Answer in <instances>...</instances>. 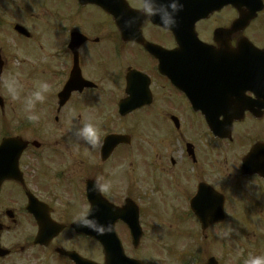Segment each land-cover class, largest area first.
Instances as JSON below:
<instances>
[{"label": "flooded vegetation", "instance_id": "1", "mask_svg": "<svg viewBox=\"0 0 264 264\" xmlns=\"http://www.w3.org/2000/svg\"><path fill=\"white\" fill-rule=\"evenodd\" d=\"M182 2L167 29L139 0H0V81L50 85L32 122L0 84V264H103L102 235L73 224L97 179L141 264L151 239L190 241L182 264L264 256V0Z\"/></svg>", "mask_w": 264, "mask_h": 264}, {"label": "clouds", "instance_id": "2", "mask_svg": "<svg viewBox=\"0 0 264 264\" xmlns=\"http://www.w3.org/2000/svg\"><path fill=\"white\" fill-rule=\"evenodd\" d=\"M7 2V0H6ZM137 10L145 20H153L154 17L159 19V24L162 28L174 29L177 27V14L183 10L182 0H139ZM128 27V22H125ZM82 48H77V52L81 53ZM0 84L6 90L11 102H22L26 110L29 112L28 119L32 122L39 120V116L34 109L37 104H43L47 99V94L50 92V85L46 82H41L38 87H35L30 94L24 95L26 84L11 77L0 81ZM75 118V114H73ZM73 127V123L69 124V129ZM76 136L78 140H82L92 148L102 146V139L98 129L91 123H80L76 127ZM110 189V184L97 179L93 183L92 191L97 193H106ZM97 209L93 206L85 205L73 218V224L76 228H88L98 235H104L110 231V226L100 224L94 213ZM237 231L231 224L226 225L225 229L218 233L221 238H229ZM245 264H264V256H253L245 261Z\"/></svg>", "mask_w": 264, "mask_h": 264}, {"label": "rangeland", "instance_id": "3", "mask_svg": "<svg viewBox=\"0 0 264 264\" xmlns=\"http://www.w3.org/2000/svg\"><path fill=\"white\" fill-rule=\"evenodd\" d=\"M166 240H172L171 238H167ZM150 244L155 246V249H158L160 247L159 242H154L151 241ZM182 245L180 244V242H171V244H164V248L165 250H169L172 249V255H167L166 257L163 255H160L158 251H154L153 252H157V253H153V255L151 257L148 258V264H152L150 263L153 262L154 264H178L175 259L178 255V252H181L180 249L185 248L186 250L184 252H191V245L190 243L186 244L184 247H182ZM183 258H187V255L184 254Z\"/></svg>", "mask_w": 264, "mask_h": 264}, {"label": "water", "instance_id": "4", "mask_svg": "<svg viewBox=\"0 0 264 264\" xmlns=\"http://www.w3.org/2000/svg\"><path fill=\"white\" fill-rule=\"evenodd\" d=\"M110 259V258H109Z\"/></svg>", "mask_w": 264, "mask_h": 264}]
</instances>
